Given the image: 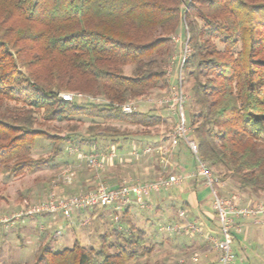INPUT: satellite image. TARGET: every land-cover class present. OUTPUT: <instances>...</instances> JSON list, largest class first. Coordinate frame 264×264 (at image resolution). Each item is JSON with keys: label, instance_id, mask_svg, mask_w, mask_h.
Here are the masks:
<instances>
[{"label": "trees", "instance_id": "trees-1", "mask_svg": "<svg viewBox=\"0 0 264 264\" xmlns=\"http://www.w3.org/2000/svg\"><path fill=\"white\" fill-rule=\"evenodd\" d=\"M181 32L198 155L239 192L264 194V0H0V165L20 175L57 160L78 127L65 125L66 135L42 129L53 121L87 118L81 141L89 144L159 136L169 128L161 105L121 106L169 87ZM39 137L52 152L34 158ZM127 211V230L100 234L98 248L40 243L32 264H151L154 246Z\"/></svg>", "mask_w": 264, "mask_h": 264}, {"label": "crops", "instance_id": "crops-1", "mask_svg": "<svg viewBox=\"0 0 264 264\" xmlns=\"http://www.w3.org/2000/svg\"><path fill=\"white\" fill-rule=\"evenodd\" d=\"M176 48L178 51V47ZM171 78H172V74L171 76L169 75L168 77V84H169L168 89L174 87L171 84ZM153 107H158V106L156 104L150 106L149 108H153ZM161 109H162V116L170 123H172L173 125L172 130H173L175 122L173 121L171 122L169 120L171 118V115L168 114L169 113L168 109L171 110V108L162 106ZM168 136H169V141L167 145H165V143L162 141V139L164 138L163 135L155 136L147 139L138 138V137H129L126 139L120 138L111 143H107V145L108 144L109 145L105 147V150L107 151L109 150V153L107 154L100 153L103 155V169L101 170L102 174L100 175L102 176V178H105L104 182L106 183V185L113 187L118 185L123 179H128V178L133 179V176L146 178L149 175L150 169L152 168L153 170L154 167L159 171V174L161 173L171 174L179 171L192 170L194 167V161H192L193 159L192 156L188 155V153L190 152H188L189 150L186 144L179 139H175L172 136V132ZM137 143L139 144V147H142L141 150L148 147L151 148V151L146 154L141 153L135 156L132 153L133 151L132 146ZM83 147L88 148L89 151L92 149V146L89 144L87 145L81 144L80 149L76 148V151L75 150L68 151L66 149L67 152L64 154V156L61 158L59 157L57 159L58 161L69 164V167L65 169L66 171L64 170L67 173L64 172V174L62 173L61 175V177H63V179L65 180L64 184L60 183L61 185H59L56 189L57 191L54 192L57 197L75 195L80 193L82 190L88 191L96 187L98 181L96 180L92 168L89 167L86 161L82 160L78 155L79 154L78 151L81 152V149ZM112 150L113 152L116 150V153L113 154ZM162 152H165L166 154L163 155ZM153 154L157 155V159H156L157 161L151 162L150 159H152ZM145 156L147 157L151 156V157L145 158ZM189 156L191 158H189ZM173 157L177 161L174 160ZM78 161L83 162L88 168H90L89 169L90 175H87L82 171V169L78 168V164H77ZM159 174L156 175L153 174L152 172L151 176L153 177L154 175H156L155 177H157ZM224 183L225 185L222 188L223 193L237 190L232 182L224 181ZM182 185H184L183 186L184 189L181 190L179 193H176L174 187H172L166 191L165 190L162 191L159 194H154V197L153 196L151 197L150 195V197L147 199V201L144 203L143 206L136 204L128 205L123 210V212L117 211L112 206L105 208L98 207V208L90 209L87 212L76 210L74 214L71 215V217L69 218H64L59 213L46 214V215L44 214L37 216L36 218H32V217L27 218L28 220L26 222L20 224L21 227L25 230L32 229V231L31 232L29 231L28 233H30V235L31 234L34 235V239L32 240L37 242V245L41 243V239L43 238L41 230L49 231V228L56 227L52 236L56 235L58 237L57 239H51V241H49V245L53 248L54 245L57 244V240L62 238L61 228L63 227L62 224L65 223L67 228H71V230L74 233H76L77 231L79 232V238L76 240L80 241L81 244L85 245V240L90 235V227L92 228V236L94 237L96 233L99 236L102 233L111 232L114 229L121 230L122 228V230L123 229L127 230L125 225L126 223H125L124 211L128 210L127 214L132 220V222L146 232V238L148 239V233H149L148 225L147 224L145 225L144 222L137 223V221L134 219V214H136V211L138 210L141 211V213L144 215L143 220H145V217L147 219L148 215L150 214L149 209L152 206L159 208L162 202L167 197L174 196L180 202L179 205L180 208L176 206L177 208L175 211H178L181 208L188 210L186 215L187 218L198 219L199 222L198 221L197 222L199 223L202 232L196 233L197 235L195 233L194 234L191 233L163 234L162 233V235L158 239L159 241H156V245H155L158 254L161 255L162 257L160 264H167V262H170V264H196L198 262L200 264H216L218 260V251H216V249L208 241V235H214V231L209 227L210 225L209 214L212 211L211 205H209L210 209L207 208L206 204L204 203V198L202 199L201 196L198 195L199 192H196L198 188L202 187V189L204 190H207L208 188L204 185L203 181L200 179L188 180L186 182H183L181 186ZM237 192L239 193L238 190ZM184 193L185 196L183 195ZM239 194L241 195V201H240L241 205H248L251 203L263 201V198L261 196L252 195L248 191H240ZM42 201H39L37 203H40ZM119 215L123 217V219L121 220L123 223L120 220L118 222L115 221V216H119ZM161 215L163 216L164 219L162 224L177 219L176 213L175 215L172 214L171 216L164 215L163 213H161ZM43 217L45 222L47 223V226L39 223L40 224L39 227L38 228L35 227L36 223L38 222L37 219L39 218L40 221H43L41 219ZM107 218H110L114 221L112 225L109 222L110 219L107 220ZM258 223L259 222L254 219H244L241 221L240 224L242 230L240 233H235V235L243 234V238L239 243L244 244L243 241L252 242L254 238H256L257 232L253 230V226ZM75 224H78V226H75ZM34 231L36 232V234H34ZM260 235L263 236V233H261ZM169 249H171L172 252V255H170V257L167 255ZM196 252L199 254V260L198 262H193L190 260L191 259L190 256H192V254Z\"/></svg>", "mask_w": 264, "mask_h": 264}, {"label": "rangeland", "instance_id": "rangeland-1", "mask_svg": "<svg viewBox=\"0 0 264 264\" xmlns=\"http://www.w3.org/2000/svg\"><path fill=\"white\" fill-rule=\"evenodd\" d=\"M185 34L184 32L178 33L174 36L172 40V46H173V54L176 56H180L183 53V48H184V41H185ZM177 39L178 41H176ZM178 47V51L177 48ZM176 51V52H175ZM178 52V53H177ZM190 54V53H189ZM189 56V55H188ZM188 56L186 59H188ZM186 61V60H185ZM184 65V63H183ZM182 65V68H183ZM169 65H168V70H169ZM177 68L175 66L172 67L170 76L172 74L171 78V84L176 87L178 86V78H177ZM169 77V76H168ZM183 72H182V81L181 85L183 87L184 92L187 94L188 98L186 102L184 103V113L186 116V125L189 127V117L190 114L196 111V106L191 100V94L189 92L188 85L184 82L183 80ZM169 89H162L160 91H156L152 93L149 97L153 99V102L149 101H139L136 103L137 109H142V110H147L152 105H156V101L161 98L162 96L165 95V93ZM64 94V93H63ZM159 104H157L158 106ZM159 107V106H158ZM156 107V108H158ZM161 107V106H160ZM159 107V108H160ZM162 112V109L160 110ZM169 115H171V118L169 119L171 122H177L178 121V116L176 113H173L172 110L168 109ZM165 114V113H164ZM168 121V120H167ZM70 124H66L65 122H49L46 126H42V129H46L50 133L55 132L58 135H66L68 134L67 128L65 125H73L77 126L78 129L74 132H71V136L73 140L72 144H66L65 148L62 152V155L60 156L63 157L64 154L70 149L74 148H81V144L87 145L89 144L86 141H81L82 138H86L85 135V129L87 125L89 124V120L87 118L81 117V119L74 118L72 121L69 122ZM169 123V128L167 127H162L161 132L159 136L163 135L164 138L162 141L165 143V145L168 144L169 141V136L170 133L173 131L172 130V123ZM190 135V134H189ZM147 139V138H146ZM106 143V144H105ZM107 143H111L110 139H98L96 141H92L91 145L93 147H97V151H94L95 153H102V154H107L109 153V150H103L105 147H107ZM34 148L32 150V157H46L51 154L52 152V142H50L47 139H44L42 137H39L35 140ZM102 146V147H101ZM99 147V148H98ZM101 148V150H100ZM142 147H139V144H134L132 146V149L134 150H140L141 151ZM67 149V150H66ZM81 152L88 153L90 152L88 148L83 147L81 149ZM189 152V151H188ZM93 153V152H92ZM112 153H116V150ZM78 154V153H76ZM79 155V154H78ZM188 155H191L188 153ZM151 157V156H148ZM145 156V158H148ZM189 158H191L189 156ZM157 155L153 154L152 159H150L151 162L157 161ZM174 160H176L173 157ZM173 160V161H174ZM177 161V160H176ZM192 161H194L192 159ZM78 168L82 169L84 173L87 175H90L89 169L83 162H77ZM69 167V164L63 163L58 160H53L50 164L40 168L36 169L34 171H29L25 170L23 171L20 175H13L10 171L5 170L3 166L0 165V215H9L13 212H17L22 210L26 205H34L39 201L44 200L47 195L53 191L56 192L57 187L61 185L62 183L64 184V179L61 177L62 173L66 171ZM65 170V171H64ZM93 170V169H92ZM213 173H215V170L212 169ZM153 174H159V171L155 169V167L150 169L149 175L145 178H141L138 176H133V179L139 182L143 181H149L152 180L156 175L153 177L151 176ZM67 173V172H65ZM96 180L99 182H104L105 178H102L100 174H102V171L98 173V176L95 174L93 171ZM215 175V174H214ZM97 182V183H98ZM61 183V184H60ZM106 184V183H105ZM70 185V184H68ZM184 185H179L174 187V190L176 193H179L181 190H183ZM80 190V189H78ZM208 190V191H207ZM204 190L201 188H198L196 192H199L198 195L201 196V198H204V203L206 204V207L209 208V205H211V196H210V190L207 189ZM237 191V190H236ZM86 192V190H82L80 193ZM240 193V192H239ZM242 194V193H241ZM185 196V193L183 194ZM154 197V194H151V197ZM263 198L262 203H264V194L260 195ZM180 202L177 198L174 196L167 197L161 204L159 208H156L155 206H152L150 210V214L148 215L147 219L145 217V220H143V214L141 211H136V214H134V219L137 221V223H142L148 225V239H146V244H152L154 247L153 252L151 254V257L149 259V262L151 264H160L161 263V255L158 254L157 249L155 247L156 241H159L158 239L160 236L163 234H166V232L160 230L162 222L164 221L163 216L161 213L164 215H175L177 214L176 206L179 207ZM180 208V207H179ZM210 209V208H209ZM212 209V208H211ZM90 209L87 210H82V211H89ZM144 211V210H142ZM186 212L188 210L185 209ZM75 212V211H74ZM72 213V215L74 214ZM46 215V214H45ZM210 215V225L209 227L214 231V234L217 232V226L218 223L215 219L213 210L211 211ZM62 216V215H61ZM37 216H32V218H36ZM31 217H21L14 222H9L7 225H0V264H32L33 263V254L35 249L39 246L37 245V242L34 240V235H30L28 233L29 231L31 232L32 229L25 230L21 227L20 223L26 222L28 219ZM65 218V217H64ZM177 218V217H176ZM43 221H40L39 218L37 219L38 222L36 223L35 227H39V223L47 226V223L44 220V217L41 218ZM110 218H107L109 220ZM123 217L121 215L118 216V219H115L116 222L119 220L121 221ZM196 219V218H195ZM193 219V220H195ZM196 221L199 222L198 219ZM29 222V221H28ZM110 224H113V220H109ZM122 222V221H121ZM123 223V222H122ZM63 227L61 228L62 232V238L57 240V244L54 245L53 248L55 249H62L65 247H69L73 244V241L79 238V232L77 231L74 233L71 228H67L65 223L62 224ZM95 225V224H93ZM75 226H78V224H75ZM91 226V225H90ZM56 227H51L49 228V231L47 230H41L43 238L41 239V244L42 243H49L51 239H57L58 236H52L54 230ZM122 230V228H121ZM253 230L257 232L256 238L251 242L243 241L244 244H241L243 234H236L234 236L233 242L231 244L232 247V252L234 256V264H264V223H258L253 226ZM111 231V230H110ZM73 232V233H72ZM202 232V230H201ZM28 233V234H27ZM33 233V232H32ZM107 233H112L107 232ZM191 233V232H190ZM263 233V236L260 235ZM34 234L36 232L34 231ZM159 236H158V235ZM194 234V233H191ZM196 234V233H195ZM202 234V233H201ZM200 234V235H201ZM158 238H157V236ZM197 235V234H196ZM199 235V234H198ZM29 238V239H28ZM116 235L113 234L111 241L115 242ZM45 241V242H44ZM48 241V242H47ZM85 245L88 247H94L98 248L99 247V240H98V234L96 233L95 237L92 236V228L90 227V235L88 238L85 240ZM167 255L170 257L172 255L171 249H169V252ZM191 257V256H190ZM171 259V258H170ZM172 260V259H171ZM191 260V259H190ZM144 261V259H143ZM192 261V260H191ZM195 262V261H193ZM198 262V261H196ZM218 262V260H217ZM216 262V264H217ZM167 264H170V262H167ZM196 264H200L199 262Z\"/></svg>", "mask_w": 264, "mask_h": 264}, {"label": "built area", "instance_id": "built-area-1", "mask_svg": "<svg viewBox=\"0 0 264 264\" xmlns=\"http://www.w3.org/2000/svg\"><path fill=\"white\" fill-rule=\"evenodd\" d=\"M178 41L177 39H175ZM190 53L187 38L184 41L183 53L180 56L172 55L169 59L168 76L173 66L177 68L178 86L170 88L164 96L156 101V104L171 108L178 116L172 136L183 141L193 160L192 170L179 171L171 174L161 173L152 180L139 182L134 179H123L118 185L110 187L103 182H98L96 187L83 193L57 197L51 191L47 198L36 204L26 205L22 210L9 215H0V225H7L21 217L40 216L44 214L59 213L65 218L71 217L76 210L82 211L93 208L114 207L117 211H122L130 204L143 206L151 194H159L163 189L181 185L188 180L200 179L210 190L211 208L218 223L217 232L208 235V241L218 251L217 264H234V256L231 244L235 233L242 230L241 221L244 219H254L259 223H264V203L256 202L248 205H241V195L237 191L222 192L225 183L214 175L208 164L198 155L197 143L191 138L190 128L186 125L184 113V103L188 96L181 85L182 65ZM81 96L80 93H76ZM74 94L64 93L61 97L64 100H71ZM146 101L153 102L152 98ZM136 101H129L121 106V110L130 113L137 109ZM76 151V148L70 151ZM151 148H144L141 151L134 150L132 153L137 156L146 154ZM79 152V157L86 161L87 165L93 169L95 174L103 169V155L92 152ZM162 154H166L162 152ZM184 208L177 211V219L161 225V230L166 233H200L201 228L196 220L188 219ZM118 219V216H115ZM58 234V233H57ZM192 261L199 260V254L193 253Z\"/></svg>", "mask_w": 264, "mask_h": 264}]
</instances>
